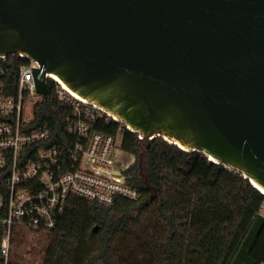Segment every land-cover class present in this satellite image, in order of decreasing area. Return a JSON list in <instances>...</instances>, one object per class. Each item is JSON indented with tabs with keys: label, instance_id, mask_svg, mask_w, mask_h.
<instances>
[{
	"label": "water",
	"instance_id": "water-1",
	"mask_svg": "<svg viewBox=\"0 0 264 264\" xmlns=\"http://www.w3.org/2000/svg\"><path fill=\"white\" fill-rule=\"evenodd\" d=\"M15 54L39 63V94L55 75L264 190V0H0V55Z\"/></svg>",
	"mask_w": 264,
	"mask_h": 264
},
{
	"label": "trees",
	"instance_id": "trees-1",
	"mask_svg": "<svg viewBox=\"0 0 264 264\" xmlns=\"http://www.w3.org/2000/svg\"><path fill=\"white\" fill-rule=\"evenodd\" d=\"M55 86L48 82L36 114L39 124L61 135L66 120ZM121 125L102 130L114 133ZM122 135L123 150L135 158L130 184L141 198L118 199L112 207L72 199L56 228L42 235L41 264H264V193L258 187L203 153L161 137L141 140L126 129ZM25 233L15 245L24 243ZM12 257L8 264H24Z\"/></svg>",
	"mask_w": 264,
	"mask_h": 264
},
{
	"label": "built area",
	"instance_id": "built-area-1",
	"mask_svg": "<svg viewBox=\"0 0 264 264\" xmlns=\"http://www.w3.org/2000/svg\"><path fill=\"white\" fill-rule=\"evenodd\" d=\"M40 68L28 55H0V256L4 264L17 235L51 232L74 198L105 207L114 206L118 199L141 198L128 174L134 163L129 156H133L122 148L123 131L130 129L103 108L75 97L54 81L55 100L66 120L63 133L38 123L36 110L47 98L52 80L46 75L47 93L39 94L36 72ZM114 123L122 124L114 133L102 130Z\"/></svg>",
	"mask_w": 264,
	"mask_h": 264
},
{
	"label": "rangeland",
	"instance_id": "rangeland-1",
	"mask_svg": "<svg viewBox=\"0 0 264 264\" xmlns=\"http://www.w3.org/2000/svg\"><path fill=\"white\" fill-rule=\"evenodd\" d=\"M129 158L132 162L135 163L134 157L129 156ZM25 234V240L22 245L18 246L17 244H13L12 258L23 261L24 264H41V253L43 252L45 247V240L42 237L43 234L41 236L34 235L29 232H26Z\"/></svg>",
	"mask_w": 264,
	"mask_h": 264
},
{
	"label": "bare ground",
	"instance_id": "bare-ground-1",
	"mask_svg": "<svg viewBox=\"0 0 264 264\" xmlns=\"http://www.w3.org/2000/svg\"><path fill=\"white\" fill-rule=\"evenodd\" d=\"M50 78L52 80H54L55 82H57L58 84H61L64 88H66L67 90H69L75 97L77 98H81L82 100H85L83 99L82 97H80L79 95H77L76 93L72 92L65 84L62 83V81L55 75H50ZM87 101V100H86ZM256 187H258L263 193H264V190H262L257 184H254Z\"/></svg>",
	"mask_w": 264,
	"mask_h": 264
}]
</instances>
